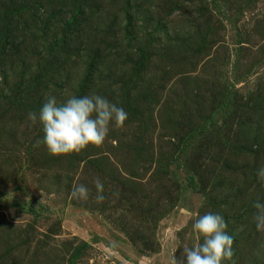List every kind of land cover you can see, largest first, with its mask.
<instances>
[{"label":"rangeland","instance_id":"1","mask_svg":"<svg viewBox=\"0 0 264 264\" xmlns=\"http://www.w3.org/2000/svg\"><path fill=\"white\" fill-rule=\"evenodd\" d=\"M77 1L87 18L70 0H0V37L17 64L0 73V264H169L177 245L195 242V219L219 214L204 206L226 183L212 188L205 172L236 153L239 126H257L264 144V108L243 110L264 91V0H130L126 17L124 0ZM55 39L64 46L50 63L40 44ZM92 94L124 108V127L110 123L101 146L49 154L27 114L49 95L59 104ZM240 157L254 172L253 156ZM76 184L90 189L87 201L71 198ZM254 234L248 264H264Z\"/></svg>","mask_w":264,"mask_h":264},{"label":"clouds","instance_id":"2","mask_svg":"<svg viewBox=\"0 0 264 264\" xmlns=\"http://www.w3.org/2000/svg\"><path fill=\"white\" fill-rule=\"evenodd\" d=\"M128 113L123 107L108 101L105 97L92 94L83 97L70 96L59 103L55 96L49 95L39 113L29 112V126L37 122L42 126V143L51 155L79 153L89 144L101 146L108 134L110 123L115 128H123ZM257 179L264 186V166L257 169ZM96 190L95 201L102 203L103 182L93 181ZM72 199L87 201L90 189L84 184L74 185L70 192ZM257 210L253 216L256 230L264 233V203L257 199L253 203ZM227 223L220 214L205 213L198 216L192 224L195 242L191 245H177L169 264H222L234 255L233 239L225 231ZM182 247L181 258L175 252Z\"/></svg>","mask_w":264,"mask_h":264},{"label":"trees","instance_id":"3","mask_svg":"<svg viewBox=\"0 0 264 264\" xmlns=\"http://www.w3.org/2000/svg\"><path fill=\"white\" fill-rule=\"evenodd\" d=\"M124 1H125V8H124L125 16L124 17H126L127 14L129 16L130 0H124ZM144 1L145 0H141V3ZM70 6H71V11L73 15L83 14L85 18H87V16L84 13V9L80 5H78L77 0H70ZM70 19L73 21H77L72 17H70ZM111 25L112 24H106V28L110 29ZM206 29L207 27L205 28V30ZM203 35H206V34L204 33ZM112 36H114L115 38L114 34ZM59 40H62V39H59ZM59 40L55 39L53 42L49 40L46 43L41 42L40 44L41 45L40 49L41 50L43 49L44 52L47 53L45 57L51 58L50 63L53 61L52 55L56 52L52 48L54 46H59V47L64 46V45L58 44ZM6 41H7L6 39L0 37V73L3 71L4 65L6 64L9 65L10 62L14 63L12 60L14 55L13 54L8 55V53H6V51L4 50L3 45H5ZM55 41H56V44H54ZM174 51H176V54H177L179 49L174 50ZM168 53L171 55V58L176 56L172 52H168ZM12 63H10L11 67L15 68L17 64L14 65ZM92 65L93 64L91 63L90 67H92ZM139 65H140L139 63H136L135 66H139ZM7 73L11 74V71L8 70ZM65 74L67 75L66 72ZM122 85L126 89L127 85L126 83H124V81H122L120 85V89ZM261 87L262 86H259V89ZM259 89L258 91H256V93L249 96L250 105L244 106L243 110L249 111L252 108H253L252 110H254V108H257L255 112L257 113V115H260L261 113L260 110L264 108V104L262 105V101L264 100V91H262L261 89L259 90ZM1 112L2 111H0V113ZM260 120L262 124L261 129L264 130V113L262 114L261 118L257 119V122L255 124H257L258 121ZM8 128H11V127H8ZM201 129H204V127L202 126ZM254 129L256 130L252 131L253 129L251 128V130L246 131L241 126H239V129H237L234 134V139H235V144H236V153L233 150V146H232L234 143L230 144L228 147L232 146V149L228 155H225L226 158L223 157L222 159L223 161L220 162L217 167H214V168L209 167V169L205 172V174L207 173L206 177L208 176V173H209V176L213 178L212 184H211L212 188L217 189L220 185H222L223 183H226L225 193L224 195L219 197L218 199L219 202H216V201L214 202L212 200L211 201L206 200L204 208H209L211 210H218V213L224 218L225 222L228 225L230 224V226H232V227H229L226 230V232L233 239L232 248L234 251V255L231 260H227V261L234 262V264H243V262L245 264H248V260L255 258L253 253L249 250V248L250 246H252V243L254 244V241L259 237V236H256L255 234L253 237V233H255L257 230L255 227V223L253 222V218L250 217V213L256 210L253 207V203L257 199H259L262 203L264 202V186H262L261 183L258 181L257 175H256L257 171H255L257 169L255 168L256 163L258 164L264 163V158L260 157V156H264V144L261 139V133L258 131L257 126ZM251 138H253V140H251ZM228 142L229 141L227 139L224 141V143H228ZM244 152L248 153V155L253 156V158H251L253 160L250 162V164L252 165L254 172L250 170L249 168H246L247 165L244 163V161L238 160V158L243 159L240 157V155ZM204 169L202 170L201 168L199 169V172L197 174L198 180H200L201 178L200 174L201 172H204ZM228 171L231 172V174L227 173ZM220 172L222 173L220 174ZM191 173H192V170H191ZM193 179L194 178L192 174L187 176V178L184 181L185 187H190L192 185L191 180ZM132 184L134 186L133 182ZM201 190L203 192V184L201 185ZM207 198L209 199V197ZM236 221L237 223L238 221L240 222V225H241L240 229H237L235 227L234 223ZM248 223H251L250 224L251 226L250 225L248 226ZM248 231L249 233H247ZM244 233L245 235H243ZM241 237H243L242 240L240 239ZM259 242L264 247V233H262V237H260ZM244 244L248 246L247 250ZM242 255L246 256L245 259L241 258ZM72 257L73 256L71 257L68 256L67 258L68 264H75ZM62 260H63L62 256L58 257L57 264H62L61 263ZM27 264H35V263L32 259H28Z\"/></svg>","mask_w":264,"mask_h":264}]
</instances>
